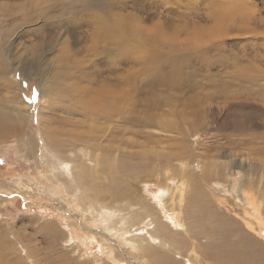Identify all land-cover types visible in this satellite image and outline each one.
Segmentation results:
<instances>
[{
  "label": "rangeland",
  "instance_id": "1",
  "mask_svg": "<svg viewBox=\"0 0 264 264\" xmlns=\"http://www.w3.org/2000/svg\"><path fill=\"white\" fill-rule=\"evenodd\" d=\"M0 115V264H264V0H0Z\"/></svg>",
  "mask_w": 264,
  "mask_h": 264
},
{
  "label": "bare ground",
  "instance_id": "2",
  "mask_svg": "<svg viewBox=\"0 0 264 264\" xmlns=\"http://www.w3.org/2000/svg\"><path fill=\"white\" fill-rule=\"evenodd\" d=\"M224 14V13H223ZM217 16V15H216ZM229 16V15H228ZM228 16H225L224 17V19L225 18H227L228 19ZM218 17V16H217ZM217 22H216V29H218L219 28V26H220V24H221V21L223 20H221L220 18H217ZM225 23H228V22H225ZM218 27V28H217ZM106 93V92H105ZM112 93V92H111ZM109 94V93H108ZM112 95V94H111ZM107 96V95H106ZM110 99V98H109ZM106 101V100H105ZM104 101V102H105ZM111 104V103H110ZM247 113V112H246ZM234 114V113H233ZM9 117V116H8ZM6 118V119H10V118ZM236 117V116H235ZM5 118L3 117V116H1L0 115V135H6V134H11L13 131H14V134L13 135H15V134H18V133H20V129L19 128H14V125H12L9 121H8V123L7 122H5V121H7V120H5ZM231 118V117H230ZM241 118V119H240ZM240 118H237V119H235L234 121H233V128H235V129H237V130H241V131H244V130H246V128H247V126H248V124H249V117H247V116H242V117H240ZM13 120V119H12ZM13 135H11V136H13ZM7 136V135H6ZM253 135H251V137H252ZM1 137H3V136H1ZM9 137V136H8ZM7 137V138H8ZM255 138V137H254ZM5 139V138H4ZM1 141V140H0ZM235 141H237V140H235ZM245 141V140H244ZM240 142V141H239ZM213 144H214V142H213ZM218 144V143H217ZM238 144V143H237ZM240 144V143H239ZM52 146H53V144H52ZM51 146V147H52ZM185 156V155H184ZM61 157V156H60ZM142 158V157H141ZM141 160H143V159H141ZM140 160V161H141ZM144 161V160H143ZM143 161H141V163L143 162ZM225 162V161H224ZM145 163V162H144ZM213 163V162H212ZM214 164V163H213ZM216 165H218V164H216ZM224 166L222 167V168H224V167H226L227 166V163H224L223 164ZM127 166V165H126ZM183 166V165H182ZM206 167V166H205ZM207 167H208V165H207ZM218 167V166H217ZM144 168V167H143ZM146 168V167H145ZM184 168V170H186V172L184 173V176L186 177V179L184 180V181H182L181 182V185H185V183H187L189 180H188V178L189 177H187V176H190L189 174H190V172H187V170H188V167L186 166H184L183 167ZM200 168V167H199ZM204 168V167H203ZM215 169H216V167H214ZM157 169V168H156ZM214 169V170H215ZM113 170V169H112ZM183 170V171H184ZM191 171V170H190ZM199 171V170H198ZM221 171V170H220ZM204 172V171H203ZM215 173H217L216 171H214ZM125 173V172H124ZM127 173V172H126ZM189 173V174H188ZM223 173H224V171H223ZM222 173V174H223ZM84 174V173H83ZM112 174H114L113 172H112ZM128 174H130V173H128ZM155 174H159L158 173V171H156L155 172ZM181 174H182V172H181ZM198 174V173H197ZM213 174V173H212ZM219 174V173H218ZM132 175V174H131ZM141 175H143V174H141ZM210 175V174H209ZM74 176V175H73ZM136 176V175H135ZM168 176V175H167ZM177 176V175H176ZM85 177V176H84ZM178 177V176H177ZM202 177V176H201ZM206 177H208V176H206ZM210 177H213V176H210ZM223 177V176H222ZM228 177H230V176H228ZM232 177V176H231ZM74 178V177H73ZM139 178V177H138ZM203 178V177H202ZM209 178V177H208ZM221 178V177H220ZM75 179V178H74ZM78 179V178H77ZM137 179V178H136ZM146 179V178H145ZM144 179V180H145ZM215 179H216V177H215ZM218 179H219V176H218ZM222 179V178H221ZM115 180V179H114ZM147 180V179H146ZM192 180V179H191ZM205 180V179H204ZM209 180V179H208ZM61 181V180H60ZM155 181V180H154ZM174 181V180H173ZM177 181V180H176ZM194 181H195V179H194ZM74 181H68L67 180V182L65 183V191L66 192H68L67 190H70L69 188H77L76 186H75V183H73ZM140 182V181H139ZM157 182V181H156ZM172 182V181H171ZM197 182V181H196ZM63 183V182H62ZM159 183V182H158ZM164 183V182H163ZM176 183V182H175ZM206 183H208V182H206ZM229 183V182H228ZM227 183V184H228ZM161 184V183H160ZM165 184V183H164ZM80 185V184H79ZM113 185V184H112ZM161 185H163V184H161ZM204 186H206V185H204ZM171 187V186H170ZM247 187V186H246ZM245 187V188H246ZM116 188V187H115ZM164 188V187H163ZM136 189V188H135ZM210 189V188H209ZM217 189H220V188H216V189H214V192H213V195H212V197L215 195L217 198H223V202H228V201H231V202H233L241 211H243L244 212V215L246 216V218H247V221L248 222H246L245 224H246V226L247 225H249L248 223H249V212L252 214H256L258 217H259V219H262V221H263V219H264V216H263V214L264 213H262V211H261V205H259L256 201H255V199L254 198H252V197H250L248 194H246L245 192H243V191H241L240 192V195H241V197L239 198V196H236L235 195V193H234V191H236L235 190V188H232L231 190H228V191H226V190H224V191H222V193L224 192V193H226V194H228L229 195V192H231V194H232V196L230 197V196H227L226 194H219L221 191H219L218 192V194L216 193V191H218ZM165 190H166V188H165ZM170 190V189H169ZM190 190V189H189ZM222 190V189H221ZM238 190H239V186H238ZM72 191V190H71ZM77 189H74V191H73V193H71L70 191V193L71 194H73V195H75L76 193H77ZM137 190H135V192H136ZM141 191V190H140ZM167 191V190H166ZM261 191V190H260ZM120 192V191H119ZM122 192H123V190H122ZM139 192V191H138ZM254 192V191H253ZM166 193V192H165ZM105 194V193H104ZM239 194V193H238ZM251 194V193H250ZM114 195V194H113ZM168 195H169V198H170V202H171V208H169L168 207V205H165L164 206V212L167 214V215H169L171 218H172V221L175 223V225L176 226H179V224H181L182 222H181V220H182V218H181V216H183V215H181L180 216V212L178 213L177 212V215L175 216V215H173V211L174 210H172V209H174V208H177V207H179L180 209H181V206H182V204H181V200L183 199V196H184V192L182 191V188H178V187H176V188H174L173 190L171 189L170 191H168ZM252 195V194H251ZM76 196V195H75ZM161 196V195H160ZM263 196V195H262ZM74 197V196H73ZM126 197V196H125ZM142 197V196H141ZM164 197V196H163ZM165 198V197H164ZM101 199V198H100ZM129 199V198H128ZM144 198L142 197V200H143ZM213 199V198H212ZM88 197L86 198V201L85 202H81V203H79L78 204V207H80L81 209H85L86 211H96V210H104L105 209V207L106 206H102V204H100V202H98V203H95V202H92V201H90V200H88ZM126 200V199H125ZM130 200V199H129ZM162 200V199H161ZM216 200V199H215ZM235 200H239V202H240V204L241 205H239L237 202H235ZM135 200H130V204H133V202H134ZM144 201V200H143ZM158 201V200H157ZM165 201V200H164ZM184 201V200H183ZM205 201V200H204ZM208 201V200H207ZM138 202V201H137ZM75 203V202H74ZM115 203V202H114ZM118 203V202H117ZM121 203V202H120ZM136 203V202H135ZM143 203V202H142ZM164 203V202H163ZM165 203H167V201H165ZM188 203V202H187ZM200 203V202H199ZM144 204V203H143ZM193 204V203H192ZM261 204H262V202H261ZM144 205H146V204H144ZM199 205V204H198ZM77 206V205H76ZM114 206V205H113ZM191 206V205H190ZM189 206V207H190ZM196 206V205H195ZM194 206V207H195ZM77 207V208H78ZM129 207V206H128ZM134 207V206H133ZM158 207H160L159 205H158ZM205 207V206H204ZM94 208V209H93ZM136 208V207H135ZM209 208V207H208ZM247 208H249V210L247 209ZM199 209V208H198ZM197 209V210H198ZM232 209V208H231ZM111 210V209H110ZM188 210V209H187ZM186 210V211H187ZM151 212V211H150ZM87 213V212H86ZM115 213V212H114ZM132 213V212H131ZM142 213V212H141ZM145 213V212H144ZM143 213V214H144ZM147 213V212H146ZM163 213V212H162ZM192 213H193V211H192ZM213 213V212H212ZM233 213H234V211H233ZM94 214V213H93ZM142 214V215H143ZM228 214V213H227ZM91 215V214H90ZM189 215V214H188ZM188 215H186V217L188 216ZM205 215V214H204ZM210 215H212V214H210ZM229 215V214H228ZM185 216V215H184ZM199 216V215H198ZM101 217H102V215H101ZM145 217V216H144ZM149 217V216H148ZM185 217V218H186ZM214 217V216H213ZM104 218V217H103ZM102 218V219H103ZM95 219V218H94ZM142 219V218H141ZM153 218H151V220H152ZM202 219V218H201ZM105 220V219H104ZM108 220V219H107ZM122 220H124V219H122ZM170 220V219H169ZM186 220V219H185ZM234 220V219H233ZM106 221V220H105ZM130 221V220H129ZM195 222L196 221H198V220H194ZM207 221V220H206ZM245 221V220H244ZM110 222V221H109ZM124 222V221H123ZM154 222V221H153ZM171 222V221H170ZM125 223V222H124ZM123 223V224H124ZM150 223H152V222H150ZM184 223V222H183ZM214 223V222H213ZM108 224V222L106 223V225ZM120 224V223H119ZM188 224H190V222L188 223ZM191 224H193V223H191ZM206 224V223H205ZM121 225V224H120ZM125 225H126V223H125ZM132 225V224H131ZM170 225V224H169ZM217 225V224H216ZM231 225V224H230ZM230 225H226V224H223V223H221L220 224V228L218 227L217 229H222V231L223 232H226V233H229V231L230 230H232V234H234V232H236L237 231V228H236V226H234L233 228H230L229 226ZM112 226V225H111ZM147 226H148V224H147ZM202 227L204 226V225H201ZM250 226V225H249ZM114 227V226H113ZM118 227V226H117ZM120 227V226H119ZM128 227V226H127ZM145 227H146V224H145ZM150 227V226H149ZM199 227V226H198ZM201 227V228H202ZM103 228V227H102ZM105 228V227H104ZM112 228V227H111ZM185 228H187V227H185ZM204 228V227H203ZM207 228V227H206ZM248 228H250V231H252V232H254V229H251V227H248ZM148 229V228H147ZM177 229H179V228H177ZM192 229V228H191ZM195 229H196V227H195ZM120 230V229H119ZM123 230V229H122ZM124 230H125V232H127V228H124ZM137 230V229H136ZM152 230H153V228H152ZM157 230V229H156ZM140 231H141V229H140ZM154 231V230H153ZM152 231V232H153ZM214 231V230H213ZM216 231V230H215ZM116 232V231H115ZM155 232V231H154ZM163 232V231H162ZM172 232V231H171ZM185 232H186V230H185ZM195 232H197V231H195ZM122 233V232H121ZM130 233V232H129ZM146 233V232H145ZM157 233V232H156ZM155 233V234H156ZM187 233V232H186ZM186 233H185V235H186ZM203 233V232H202ZM217 233V232H216ZM141 234H143V233H141ZM148 235L149 234H151V233H147ZM154 234V233H153ZM173 234V233H172ZM193 234H195V233H193ZM200 234V233H199ZM236 234V233H235ZM239 234V233H238ZM113 235V234H112ZM136 235V234H135ZM138 235H140V234H138ZM183 235H184V233H183ZM189 235V234H188ZM187 235V236H188ZM219 235V234H218ZM221 235V234H220ZM120 236V235H119ZM129 236V235H128ZM132 236H134V235H132ZM153 236V235H152ZM181 236V235H180ZM190 236V235H189ZM188 236V237H189ZM196 236H197V234H196ZM201 236V235H200ZM206 236H207V233H206ZM233 236V235H232ZM256 236V235H255ZM117 237V236H116ZM135 237V236H134ZM177 237H179V236H177ZM192 237V236H191ZM198 237V236H197ZM219 237V236H218ZM221 237V236H220ZM114 238V237H113ZM122 238V237H121ZM133 238V237H132ZM151 238V237H150ZM187 238V237H186ZM222 238V237H221ZM224 238V237H223ZM116 239V238H115ZM139 239V238H138ZM165 239H167L166 237L164 238V241H165V244H166V240ZM198 239V238H197ZM175 240V239H174ZM233 240V239H232ZM239 241H240V243L241 242H244V243H242V244H239V241L237 242V243H235V244H233L232 246H226L225 248H224V255L222 256V259H225L227 262H229V263H231V264H253L254 262H256L255 261V257H254V253L253 252H255V253H258V252H260L261 250H255V249H251L249 246H248V243H250V244H252L253 246H255V243H253L252 241H250V239H249V237H248V235L247 234H242V235H239V239H238ZM116 241V240H115ZM123 241V240H122ZM129 240H127V242H128ZM140 241H142V240H140ZM159 241V244H160V239L158 240ZM235 241V240H234ZM134 242V241H133ZM136 242V241H135ZM200 242V241H199ZM204 242H206V241H204ZM232 242V241H231ZM184 243H185V241H184ZM183 243V244H184ZM195 243V242H194ZM221 243H223V242H221ZM221 243H218V245L219 244H221ZM225 243V242H224ZM223 243V244H224ZM227 243V242H226ZM103 244V243H102ZM101 244V245H102ZM131 244V243H130ZM170 244H172V243H170ZM187 244H189L188 243V241H187ZM204 244V243H203ZM206 244V243H205ZM167 245V244H166ZM169 245V244H168ZM217 245V244H216ZM224 245H227V244H224ZM103 246V245H102ZM124 246V245H123ZM223 246V245H222ZM120 247H122V245H120ZM163 247V246H162ZM170 247H171V245H170ZM215 247V246H214ZM224 247V246H223ZM145 248H150V246H145ZM106 249H108V248H106ZM118 249V248H117ZM166 249V248H165ZM168 249V248H167ZM181 249H182V247H181ZM120 250V249H119ZM104 251V250H103ZM108 251H110V248H109V250ZM108 251H107V253H108ZM134 251V250H133ZM160 251H164V250H160ZM170 251V250H169ZM194 251V250H193ZM137 252H139V251H137ZM143 252V251H142ZM156 252V251H155ZM185 252V251H184ZM206 252V251H205ZM105 253V252H104ZM111 253H112V251H111ZM129 253H131V252H129ZM136 253V252H135ZM141 253V252H140ZM166 253V252H165ZM164 253V254H165ZM207 253V252H206ZM124 254H126V253H124ZM137 254V253H136ZM142 254V253H141ZM209 254V253H208ZM110 255V254H109ZM139 255V254H138ZM167 255V254H166ZM220 255V254H219ZM125 256V255H124ZM130 256V255H129ZM136 256V255H135ZM172 256V255H171ZM181 256V255H180ZM185 256V255H184ZM109 257V256H108ZM126 257H128V256H126ZM133 257H134V255H133ZM187 257V256H186ZM118 258V257H117ZM130 258H132V257H130ZM168 258V257H167ZM216 258V257H215ZM258 258V257H257ZM111 259V261L112 262H116L117 260H115L113 257H111L110 258ZM143 259L148 263V262H150V261H152V260H155V257H154V255L152 254V256H147V255H145V257H143ZM99 260V259H98ZM115 260V261H114ZM126 260V259H125ZM168 260V259H167ZM143 261V260H142ZM218 261V260H217ZM157 262V261H156ZM207 262V261H206ZM163 263V262H162ZM169 263V262H168ZM179 263V262H178ZM208 263V262H207ZM116 264H118V262L116 263ZM121 264V263H120ZM143 264H145V263H143ZM158 264V263H157Z\"/></svg>",
  "mask_w": 264,
  "mask_h": 264
}]
</instances>
